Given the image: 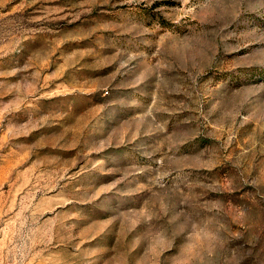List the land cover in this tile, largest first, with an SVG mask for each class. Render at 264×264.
<instances>
[{
	"label": "rangeland",
	"instance_id": "374dc122",
	"mask_svg": "<svg viewBox=\"0 0 264 264\" xmlns=\"http://www.w3.org/2000/svg\"><path fill=\"white\" fill-rule=\"evenodd\" d=\"M0 264H264V0H0Z\"/></svg>",
	"mask_w": 264,
	"mask_h": 264
}]
</instances>
